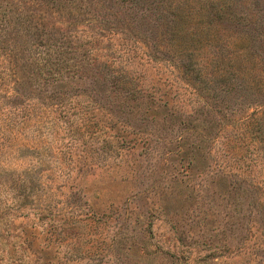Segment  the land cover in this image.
<instances>
[{
	"label": "rangeland",
	"instance_id": "374dc122",
	"mask_svg": "<svg viewBox=\"0 0 264 264\" xmlns=\"http://www.w3.org/2000/svg\"><path fill=\"white\" fill-rule=\"evenodd\" d=\"M232 3L235 22L186 19L178 46L172 11L198 0H0V264H264V0ZM55 43L72 76L60 93L25 76L6 95V67L17 79L15 63ZM38 96L98 105L73 122L46 116L44 137L4 133V113L27 115ZM69 127L81 128L72 149ZM30 141L55 156L38 165ZM69 167L80 173H56ZM8 192L22 210L3 208Z\"/></svg>",
	"mask_w": 264,
	"mask_h": 264
},
{
	"label": "trees",
	"instance_id": "16d2710c",
	"mask_svg": "<svg viewBox=\"0 0 264 264\" xmlns=\"http://www.w3.org/2000/svg\"><path fill=\"white\" fill-rule=\"evenodd\" d=\"M198 2L200 5L198 4L196 7L192 5H187V6L179 5L177 6L176 10L172 11L173 14L177 16V20L175 22V29H176V34H178L179 36L178 46H181L183 43L186 44L189 36L191 35L189 31L183 28V24L188 22V20L186 19H189L190 21L196 19L197 21H200L199 23H204L206 21V24H204L203 28H205L208 25H211L214 22L215 18L218 20H229L232 22L236 21V19H234L236 16V13L232 11V4H233L232 0H198ZM10 11L11 10L7 8L2 9L0 13L4 20ZM18 13L19 15H18L17 23L21 26L27 27V31L30 35H32V37H37L38 35L37 31H38L39 24L34 22V19L32 21V20H29L27 17L23 16L22 10H20V12ZM210 38H211V35H210ZM244 39L248 43L245 37ZM237 42L238 40L234 39L232 43H237ZM33 45H36V43H33ZM53 46H56V48ZM63 48H64V45H61L58 43H55L54 45H48V46L45 45L42 48L36 49L34 52H32L27 57H23L22 59L26 61V64L22 65V69L17 63H15L16 67L18 68V74H19V77H17V79L14 78L15 75L14 73L10 71V68L6 67L7 69V72L5 73L6 86L7 88H11L10 90L7 91L6 95H9V93L12 91H15L16 94L17 93L20 94V90L19 89L17 90L15 85H17L18 83V85H20L22 88H26L23 80L27 83H29V81H26L25 79H23L25 76H27L33 83H40L41 81H43L44 83H46V86L52 85L55 89H57L55 90L54 95L57 94V92L60 93L59 92L60 87L56 86V84L62 85L63 83L66 82L68 77L69 79H71L72 77L71 75L65 74L66 71L69 69V67L68 65L67 66L65 65V62L67 61V59L63 57V55L65 54V51H62ZM248 55H249L248 47H244L241 51V54L238 55V57H241L240 61H242L243 57L251 58ZM8 56L11 57L10 55ZM7 59L8 58H6V60ZM249 60L250 59H247V61H243V63H241V66H244L247 63L249 66ZM9 63H11V61H9ZM25 69H27V71H25ZM232 72H233V64H232V69L226 70L225 73H232ZM21 73L22 75H20ZM116 78L118 77L115 76V79ZM69 79H68V82H69ZM263 81H264V76L258 80L259 86L264 85L262 83ZM115 83H116V80H114V84ZM42 94L44 95V98L46 100L47 99L51 100V97L53 96V95L52 96L47 95V93L45 92H42ZM66 98L67 97L61 99L60 100L61 103H55V104H58L56 107H51L52 105L48 106L44 104L43 102H38L37 99H41V97L39 96L37 98L28 97L29 103L33 105V108H34L33 112H30L27 115H23V116L20 115V117L18 113V117H16V116H13L10 111H6L4 113L5 114L4 124L6 126L4 133L8 132V133H12L15 136H18V134L21 133L22 131H24V134H25V131H27V129L29 130V128H32L33 126H37L39 128L36 130V136L44 137L46 133H50L49 129L48 128L43 129L42 125H39V124H41L40 122L42 121L43 118H45L46 116L50 114L55 113V115H53L55 118V121L66 117L67 119L69 118V122L74 121L73 116L78 117V118H81V117L86 118L87 116H94L92 115L94 114L93 111L90 109L94 110L96 106L98 105L95 101L87 102L88 105L85 106L86 108L85 111H78V110L66 109V107L65 109L59 107L62 104H65L64 101L66 100ZM86 127H89V125H86ZM68 129H69L70 136L72 137V139L75 138V136H78L81 134V128L78 129L77 127H69ZM79 140L80 139H73L69 149H72L73 147L77 146L79 143ZM25 145H28L30 149H33V150L35 149L36 154L40 155V157L38 158V165L43 166L44 165L43 163L48 160V159H44V157L51 158V156H55L53 155V153L49 154V152L47 151L46 152L41 151L37 141L36 143L35 141H30V143H27ZM65 154L67 153H64V155ZM68 155L71 158L74 157L70 151ZM31 171L32 170H30V172ZM50 171L51 169L49 168L48 172ZM76 171H77L76 169L69 167L66 170L59 169L56 171V173L60 177L65 176L68 178V180H70ZM79 173H80V169L77 171V174ZM30 177L32 178L33 183L36 180L42 183V187H43L42 189L43 191L46 192L45 194H49L51 190L53 189L52 182L54 181V179L53 178L48 179L47 172H45L44 169L35 167V170H33ZM55 178H57V175L55 176ZM9 194L11 195L9 196L8 200L5 201L3 208H7L9 210H11L12 208H15L16 210H22L21 204H19L20 199L18 195L12 192H8V195ZM42 216L43 218L48 217V215H42ZM44 224H48L49 226L48 222ZM44 230H45V233H48L50 231V228H46ZM39 235L41 236L40 233ZM37 264H49V263L48 261H46V258H43L42 260L38 261Z\"/></svg>",
	"mask_w": 264,
	"mask_h": 264
}]
</instances>
